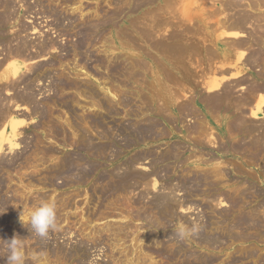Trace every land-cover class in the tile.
<instances>
[{
    "label": "bare ground",
    "instance_id": "obj_1",
    "mask_svg": "<svg viewBox=\"0 0 264 264\" xmlns=\"http://www.w3.org/2000/svg\"><path fill=\"white\" fill-rule=\"evenodd\" d=\"M31 1L0 0V213H2L0 215V264H7V249L4 240H9L8 238L14 236H18L22 242L34 239L39 247L37 250L34 248L24 250L25 258L27 256L37 258L34 254L38 252L42 255L46 253V256L52 259L61 258L66 260L80 255V252L84 250L82 240L79 242V248L75 246L70 251H65L61 246L50 248L46 245L44 238L36 236L24 224L20 227L19 232L14 229V231H10L9 223L20 220L22 210L26 213L30 206L36 207V201L25 196L20 187L13 188L15 182L13 177L18 180L22 189L28 194L32 192L33 187H76L91 180L95 184L92 195L104 197V195L98 193V190L102 192V189L106 192V195L113 197L133 194L137 197L135 201L133 200L134 203L139 205L144 202L145 196L141 192L136 193V191L141 187L145 192H148L146 189H149L151 181H154L153 186L157 187L160 172H157L155 166L169 159H174L176 163H184L180 151L185 150L186 145L182 142L170 147V157L165 158L153 153L143 155V152H138L125 160L124 152L128 148L140 145L143 141L149 140L152 142L165 137L166 132L162 127L163 125H169L173 135L176 134V127L180 126L181 129L193 136V141L189 140L190 145L198 148L199 151L207 150L210 160H216L215 158L218 155L230 154L236 157L241 155L242 159L249 156L250 160L264 163V0H204L203 3H198V13H193L194 9H192V6L196 3L195 0H162L163 4L161 5H156L157 0H135L132 5L134 9L140 5L151 7L150 10H145L147 14L144 11L146 17H144L143 22L133 21L134 23H130L131 25L127 31L123 32V37L126 38L127 45L132 48L136 47L135 49L138 48L136 45L140 43H146L149 46L154 44V48H157L156 50L160 55V60L149 57L152 59V63L149 64L143 58L142 53L132 52L127 56L128 63L125 66L121 63L119 57L115 55L116 52L109 50V53H105L104 59H98L93 50L98 39L106 33V29L113 28V26L117 27L114 24V20L118 19V17H115L117 13H104V16L98 13L95 17L90 15L85 17V14L82 13V11H85V7L82 8L81 5L73 7L77 0H34V4L44 14L50 13V16L54 17L57 27L62 26L65 21L68 22V27L72 29L75 40L70 47L65 48L60 45L58 40L50 37L41 41L30 38V31L35 27L29 25L24 19L27 14L29 15L34 11ZM207 4L210 5L208 10ZM178 5L182 8L180 15L184 19H192V16L196 15L200 19L199 22H203L209 10L212 11V15L213 12H220L219 15L224 16L223 21L219 20L216 25L223 28V31H226L230 36L225 37L228 41L224 43L226 45H223L224 48L221 54H217L215 50L210 49L211 46L207 48V37H204L203 31L199 32L200 29L194 33L185 29L176 32L173 29L174 33L171 34L164 33L165 31H162L164 34L161 33V30H164L163 28H166L165 26L169 24L168 14L173 15V11L177 7L179 8ZM71 7L74 11L70 13L66 8ZM76 10H82L79 11L81 14L77 15ZM101 12L103 11L101 10ZM211 13L209 14L211 15ZM158 18L159 20H157ZM176 18L178 17L176 16ZM182 18H180V21H182ZM196 25L201 27L198 24ZM186 28L188 29V27ZM131 30L138 35L139 42L131 35ZM218 30L216 29L217 32ZM51 50L52 53L58 52L60 57L52 55L47 60L43 59ZM200 50L205 52L204 56L207 62V65L203 68V60L200 61L203 64L199 67L204 69V74H206V70L210 74L211 72L213 74L229 73L230 70L224 67L209 66V62L214 61L215 63L216 60L220 59L219 56H222L226 64L230 63L232 56L238 55L237 57L241 61V66L232 84H220V81L216 78L211 81L209 86L212 89H217V94L208 95L209 97L204 95L207 98L201 103L202 111L196 106V103L201 99L198 101L193 96H186L185 93L182 96L179 93L183 89L181 90L178 87L173 90L170 87L173 85L167 86V82H173L174 85L175 83L179 85L182 83L183 85V82H180V76L172 71L185 67V59L188 60L195 54H201ZM72 56L73 58H71ZM191 60L187 62L189 64L185 67L187 70H189ZM219 62H222V60ZM194 65L197 66V64ZM159 66L162 69L167 66L166 69H168L162 71L166 75L163 80L155 76L156 73L158 74L156 69ZM192 68L194 69L193 66ZM100 69L104 71L105 77L99 73L98 70ZM186 69H182L183 72ZM141 70L142 76L139 75ZM149 71L154 73L152 76L160 80L154 86V83L151 82L153 84L149 89L150 94L146 95V93L136 91L137 98L132 101L133 97L130 95L122 94L118 97L114 93L118 91L115 86L118 80L113 79L117 78V73H126L128 77L125 80L129 82L135 78L140 81V77L144 81ZM82 73H85L88 78H98L99 80L100 77L103 80L106 79V84H109L107 89L105 88L106 93L112 94L113 100L108 99L107 95L103 96L102 94L101 96L104 88L97 89L91 82L83 81L85 79L82 78ZM188 74L189 71L187 76ZM242 86L244 91H239L240 94L235 95L236 89ZM181 87L183 88V86ZM83 97L90 99L93 108H89V111H100L99 115H104L103 120L105 122L108 121V118L112 122L108 121L107 126H105L106 124L97 120V117L91 112L87 113L83 110L80 113L84 108L81 104ZM118 104L125 106L123 115L117 107ZM60 108L61 111L63 110V115L58 112ZM34 115H38L39 121L30 123L29 119ZM115 115L120 120L118 125L113 124ZM185 121H189L186 126L184 125ZM45 123H48L47 134L49 139L51 141L62 140L65 145L71 148L70 152L56 157L59 152L54 146L45 144L46 137L35 139L34 136L32 141L29 142L19 136L21 135V129L28 127L31 129L32 125L34 127H44L43 124L45 125ZM215 124L218 127H215ZM64 125L69 127L70 135L65 131ZM213 129L220 132V139L217 137L210 138L214 132ZM94 135L101 142L104 140L102 145L94 141L92 137ZM22 139L25 146L20 142L17 143ZM212 142L217 144L216 150L207 149L205 146ZM6 151H13V153L10 155L5 154ZM37 152L43 154V159L40 157L41 162H37V158H35L34 153ZM48 157H56V162L42 170L37 169V163L44 165ZM149 157H151L152 169L150 168L149 172L145 174H138L137 166ZM91 158L102 161L112 160V163L115 160L117 164L110 163L113 166L111 172H100V166ZM222 165L224 166L222 163H217L215 170L211 173L204 172L202 168H197L196 172L183 171L185 176L178 181L177 186L168 184L164 187V191L168 190V196L160 197L161 189L158 190L155 192L152 198L153 201L150 202L148 208L155 210L160 216L164 213L163 209L165 207L172 213L173 209L170 208L182 209L186 203L179 201L180 199H174L170 194L185 188L198 194L205 188L214 191L212 194L210 193L212 200L224 196L233 211L231 216L227 212L220 215L221 219L218 227L221 232L218 236L223 240V243L227 240L234 242L246 241L252 239L255 235L262 234L264 232V215H262L264 214V202L260 205L263 211H260V208H249L247 206L252 196L257 195L254 183L250 180V184L246 187V190H250V192L237 190L236 188H234V191L226 192L227 187L221 185V181L228 174ZM262 168L264 171V165ZM24 170L25 172H23ZM41 171L44 173L43 177ZM38 175L39 177H37ZM58 179L62 180L61 184L57 183ZM229 181H232V178ZM234 184L237 185V188L241 187V183ZM218 186L222 188V192H218L220 190ZM41 197L45 199L47 195ZM90 198H92L91 195ZM89 199L87 198V200ZM55 204L59 205L56 207L58 223L61 222L60 209L78 206L77 201L59 200ZM13 205L17 209H14V207L12 209ZM19 206H23L22 209H18ZM127 213L132 216L133 220L144 223L141 212L128 211ZM104 216H107V214ZM99 217H101V214ZM94 218L92 215L90 216L91 220ZM156 218L158 219L155 223L161 226L160 218ZM88 222L90 223V221ZM134 239H138V236ZM173 239L175 240L177 237L175 236ZM208 239L200 233L196 240L203 245L208 243ZM28 261L26 258L25 264H38L39 260L31 263Z\"/></svg>",
    "mask_w": 264,
    "mask_h": 264
},
{
    "label": "rangeland",
    "instance_id": "obj_2",
    "mask_svg": "<svg viewBox=\"0 0 264 264\" xmlns=\"http://www.w3.org/2000/svg\"><path fill=\"white\" fill-rule=\"evenodd\" d=\"M134 1L135 0H117V1L116 0H77V2L73 4V7H78L80 5H81L80 7L82 8L85 7V11L82 10L75 11L77 15H80L81 13L79 11H82V13L85 14V17H87L88 15L95 17L96 14L98 13L101 16H104V13L105 14L113 13V12L117 13L115 17H118V19L114 20V24H116L117 27L113 26V28H108L109 30L106 29L107 31L104 34V36L98 39L96 43V47L93 48L98 59H104L105 53H109L110 52L109 50H111L116 52L115 55L119 57V59L122 61L120 62L124 66L128 63L127 56L132 52L142 53L143 58L149 64L152 63L151 58L160 60V55L156 50L157 48H154L155 46L154 44L150 45L151 46L150 47L146 43H142V44L140 43L139 45H136L138 46V48L135 49L136 47L132 48L130 45H127L126 38L123 37V32H126L132 23L143 22L144 17H146L145 15L147 14L145 10L146 9L150 10L151 7V6L148 7L146 5H140L139 7L134 9L132 6ZM195 1L196 3L192 6V9H194L193 13H198L199 11L198 6L200 3H203L204 0H200V1L195 0ZM55 3H57V1H55ZM31 4L34 8L33 13H29V15L27 14V17L25 19L23 18L29 25H33V27H35L30 31L29 34L30 38L36 41H41L47 37H50L55 40H58V42L62 47L65 48L70 47L75 39L73 38L74 33L72 32V29L68 27V22L65 21L64 23H62V26L57 27L55 25L54 17L50 16V13L44 14L40 10V8L34 4V0L31 1ZM161 4H163V1L157 0L156 5H161ZM178 6L179 8L177 7L173 11V15H170L171 13L168 14L169 16L167 17H169V24L168 26H165L166 28H163L164 30H161V33L171 34L174 33V31L176 32L184 29L190 30L191 33H194L199 31L198 29H200L199 32L203 31L205 35L204 37H207V43L209 44L206 45L207 48H210L211 46L210 49L215 50L217 54H221V51L224 48L223 45H226L224 43L228 41L226 38L230 36L228 33H226V31H223L224 30L223 28H219L216 25L219 20L223 21L224 16L223 15L221 16V14L219 15L220 12L218 13L213 12L212 15L211 13L212 11L209 10L206 19L203 22L202 21L199 22L200 19L196 15L192 16V19L190 18L184 19V17L180 15L181 13L180 11L182 10V8L180 7V5ZM208 6L210 7V5L207 4V10L209 8ZM99 7L103 12H101ZM120 7L121 9H119ZM66 10L70 13L74 11L72 7L66 8ZM144 11L146 12V14ZM209 13H211V15ZM176 16L178 18H176ZM180 18H182L181 19L182 21H180ZM157 20H159V18ZM183 21L184 23H182ZM208 23H210L211 26L208 25ZM184 24L185 26H183ZM196 24H198V26L201 27H197ZM186 27H188V29ZM173 29L175 30L173 31ZM216 29L217 30L219 29L218 32L216 31ZM162 31L165 32L163 33ZM130 32L131 35L134 36V39H136L139 42L140 38L138 37V35H136V33H134L132 30ZM161 33L159 34L161 35ZM218 43L220 44L219 46ZM200 52L201 54L199 55L195 54L193 55L192 58L188 59L189 61L192 59L191 62H189L190 63L189 70L185 68L186 65L189 66V64H187L188 60L185 59L184 62L186 65L184 64L185 67H182V69H186L184 72L181 68L172 71L173 73L180 76L181 78L180 82L182 81L183 85L180 82L179 83L181 85L176 83L174 85L173 82H167L168 85L167 84L166 85L168 87L170 86V84L173 85L170 86L173 90H176V88L178 87H180L181 90L183 89L179 93L182 96H184L185 93L187 94L186 96L189 95L193 96L194 98L198 99V101L201 99L198 103H196V106L202 111L201 103L204 102L203 100L209 96L217 94V89H212L209 86L211 81L216 78L217 80L220 81L219 82L220 84H225V83L232 84V82H234L233 81L234 78H236L237 76L239 67L241 66L240 63L241 61H239L237 55V56H232V60L229 61L230 63L226 64V61L222 59V56H219L220 59L216 60L217 62L215 61V63L214 61H210V62L208 61L209 66L218 67V68L224 67L230 70L229 73L213 74L211 72L210 74V72L206 70V74H204L205 72L203 68L205 67V65H207V62L205 61V56H204L205 52L201 50ZM148 53L150 56L148 55ZM52 55L60 57V54L58 52L52 53L51 50V52L47 54V56H44L43 59L47 60ZM194 57L196 58V60ZM71 58H73V56ZM221 60L222 62H219ZM200 61H202L204 64ZM194 64H197V66L195 67ZM202 64H203V68L199 67L202 66ZM192 66L194 67V69L192 68ZM166 68L167 66H165V68L163 67V69L160 68L159 66V68L156 69V72H158V74L157 73L155 74L156 78L158 77L160 80L162 78L163 80L166 75L162 71H164V69L168 70ZM98 71L101 75H104L105 77V73L102 69ZM188 71L189 74L187 76ZM142 74L143 73L141 70L139 72V75L142 76ZM153 74L154 73H152V71L151 72L149 71L148 74L145 76L146 80L144 79L143 81L141 80L142 77H140L141 78L140 81L139 79L135 78L136 80L131 79L129 82L125 80L128 77L126 76V73L124 74L122 72L117 73L116 74L117 78H113L110 75L113 79L118 80L117 83H115V86L117 87L118 91L116 92L112 91V92L118 95V97L122 94L130 95L133 97L132 101H135L137 98L136 91H139L140 93L143 94L146 93V95H148L150 94L149 89H151L152 84L154 83L153 84L154 86L156 83H158L159 79H156L155 76H152ZM81 76L82 78L85 79L83 81L91 82L95 86V88L97 89L104 88V91H102L103 93L101 92V96L102 94L103 96L107 95L108 99L113 100L112 94L106 93V89L109 86V84H106V79L103 80L100 77L99 80L98 78L96 79L88 78V76L85 73H82ZM151 82L153 83L151 84ZM181 86H183V88ZM238 88L240 90L235 88L236 89V92H234L235 95H239L240 94L239 91L240 92L244 91V89H242L243 86ZM185 89L191 91H186ZM47 93L48 92L46 91V94ZM204 95L207 97H205ZM81 104L82 106H84V108L80 111V113H82L83 110H85L87 113L91 112L89 111V108H93V106H91L90 104V99L83 97L81 100ZM117 107L120 113L123 115L125 111L124 110L125 106L122 104L121 105L118 104ZM60 111L61 108L58 110V112L59 114H62L63 110L61 112ZM91 114L95 115L97 117V120H100L102 121V123H105L106 124L105 126H107L108 121L112 122V120L108 117H107L108 121L105 122L103 120L104 115H99L100 111H92ZM37 116L38 115H34V117L31 118L29 117L31 119V120L29 119V122L30 123L38 122L39 118ZM119 123L120 120L115 115L113 124L118 125ZM47 124L46 123L45 125L43 124L44 127L41 126L44 129H42L41 127H34V125L31 126L32 127L31 129H29V127L21 129L20 130L21 135L19 136L25 138V140L29 142L32 141L34 136L35 139L38 137L39 138L46 137L45 144L52 145L58 150L59 154L56 157L63 156L64 154H66V152H70L71 148H69L68 145H65L62 140L51 141L49 139V136L47 134L48 133ZM188 124L189 121H185L184 125L186 126ZM65 126L66 125H64L65 131L67 132V134L69 133L70 135L71 131L69 127L68 126L65 127ZM214 126L218 127L217 124H215ZM162 127H164L166 132L165 137L161 139H157L152 142L149 140L143 141V143H141L140 145H134L133 147L128 148L126 152H124L125 160L126 158L132 155L134 156L135 153L138 152H143V155L153 153L154 155L164 156L165 158L170 157L169 156L171 153L170 147L172 145H176L177 143L182 142L184 145H186V149L180 151V156L183 159L184 163H179V162L176 163L174 159H169L160 162L157 166H155L154 168L157 170V172H160L159 178L157 179V187L153 186L154 181H151V185H149V189H146L148 192H145L143 188L140 187L141 189L139 188L136 191V193L141 192L145 196V200L143 203L139 205H136L134 203L137 197L134 196L133 194L130 196L120 195L113 197L106 195V192L102 189V192L101 190H98V193L100 195H104V197L92 195V190L93 188H95V184L91 180L86 181L80 185L76 184L77 185L76 187H71V186H62V187L58 186L52 188L49 186L48 187L38 186L37 188L33 187L32 192L28 194L27 192H25L24 189H22L18 180L13 177L15 181V182L13 181L14 182L13 188L20 187L21 192L25 196H28L31 198V200L36 201L35 206H38L39 204L46 201L58 202L60 200V201H68V202L69 201L78 202V206L76 207H71L68 209L67 208L60 209L61 222L58 223L59 229L57 231L50 232L49 235L46 238H44L46 241L44 242L50 248L61 246L65 251H70L75 246L79 248L80 247L79 242L82 240V242H84L83 244L84 250L80 252V255L74 258H68L66 260L60 258L61 259L60 260V259L50 258L46 256L47 255L46 253L42 255V253L35 252L34 255H36L38 259L37 258L32 259L34 257L27 256L26 258L27 260H29L28 261L29 263L39 260L38 264H48L49 261H50L49 264H55V263L56 264H60V263L61 264H264V232L258 236L255 235L252 239H248L246 241H240V242L227 240L226 242L223 243V240L219 238L218 235L220 234L219 232H221V229L218 227V223L220 222L221 219L220 215L227 212L231 216V213L233 214V211L230 208V203L226 198H224V196H219L217 199L212 200L211 194L212 192H214L212 190L203 188V190L198 194H195V192H193L188 188H185L183 190L179 189L178 191H175L173 194L170 195L174 199L177 200L180 199L179 201H183L184 203H186V205L182 209L170 208L173 209L172 213L169 212L165 207L163 209L164 213L160 216L155 210L148 208L150 206V202L153 201L152 198L155 195V192H157L158 190L161 189L160 197L161 196L165 197V195L168 196L167 193L168 190L164 191V187H166L168 184H171L172 186H177L178 181L182 180L184 178L183 176H185V174H183V171L196 172L197 168H202L204 172L211 173L215 170L216 168L215 165H217V163H222L224 164V166L222 165V167L226 169V172L228 174V176L224 177L223 180L221 181L222 182L221 185H225V187H227L225 189L226 192L234 191V188H236L237 190L250 192V190H246L247 189L246 187L250 184L249 182L251 180L254 183V187L256 189L257 195L254 194L252 196L251 200L247 203V206L249 208L259 209L260 205L264 202V174H263L264 171L262 168L264 163L257 160H250L249 156L242 159L241 155L236 157V156H231L230 154H225L224 156L218 155L215 158L216 160H210V155L207 150L199 151L198 148L190 145L189 140L193 141V136L185 132L184 129H181L180 126L176 127L175 135L171 134L169 125L167 126L163 125ZM213 131L214 132L210 138L217 137L218 139H220L221 138L220 132L216 131L215 129H213ZM34 134H36L37 136ZM92 137L97 144H101V145L103 144L104 140L101 142L96 138L95 135ZM19 142L22 143L23 146H25L23 139L17 141L18 144ZM205 146L207 147V149L209 148L212 150H216L217 148V144L215 142H212L211 144L208 143ZM13 151L12 152L6 151L5 154L10 155L13 153ZM34 154L33 157L35 156V158H37L36 159L37 162H41L40 157L41 159H43L42 158L43 154H41V152H37ZM56 157L54 158L48 157V159L45 160L46 163L44 165H40L41 163H37L38 165L37 169L42 170L44 168L49 167L52 163L56 162L55 160ZM91 160L98 163V165L100 166V172H106V171L111 172V170L113 169L112 168L113 166L110 165V163H112V160L102 161L96 158H91ZM194 160L196 161L192 162ZM112 164H117V161L114 160ZM196 165L199 166L197 167ZM150 168L152 169L151 157L145 159L142 162V164H139L137 166V170H138L137 173L145 174L149 172ZM23 172H25V170ZM41 173L43 177L44 173L42 171ZM166 174H168L167 177H165ZM37 177H39V175ZM230 178H232V181H229ZM61 181L62 180L58 179L57 183L61 184ZM234 183H241V187L237 188V185ZM218 189H220L218 190V192H222L221 191L222 188L220 186H218ZM203 193H207V194H203ZM43 195H47V197L45 199H42L41 196ZM90 195L92 198L89 199ZM87 198L89 200H87ZM37 203L38 205H36ZM55 205L56 207L59 206L58 204ZM13 207L14 209H17L16 206L13 205L12 209ZM21 207L23 206H19L18 209H22ZM32 207L34 206H30V209L28 208L29 210H27L25 214H27L32 209ZM128 211L129 212L134 211V213L141 212L144 217L143 220L144 223H141V221L133 220L132 216L129 213H127ZM260 211H263V208H260ZM100 214L101 217H99ZM106 214L107 216H104ZM0 215H2V213H0ZM91 215L92 217H95L93 220L90 219ZM156 217L160 218L161 226L155 223V221L158 219ZM179 219L181 220L179 221ZM88 221H90V223ZM178 222H182L183 224L188 226L195 224L198 228V234L185 241H180L178 238L174 240L173 238L175 237V235L173 236L174 234L173 229ZM92 225L97 227V229H95V227H93ZM21 226L22 223L20 222V220L18 221L14 220L8 225L10 231L14 229L16 232H19L21 230L20 228ZM63 230L65 233L63 232ZM0 232H1V228H0ZM200 233H202L205 237L209 238L207 240L209 244L205 243L201 245L200 242L196 240L198 239V235ZM137 236L138 239H134ZM3 243L4 241L2 242V244ZM23 244L25 251L33 248L37 250L39 248L36 245L34 239L28 242L24 241ZM40 256L44 257L45 261L44 258ZM62 261H64L65 263L64 262L62 263Z\"/></svg>",
    "mask_w": 264,
    "mask_h": 264
},
{
    "label": "clouds",
    "instance_id": "obj_3",
    "mask_svg": "<svg viewBox=\"0 0 264 264\" xmlns=\"http://www.w3.org/2000/svg\"><path fill=\"white\" fill-rule=\"evenodd\" d=\"M19 219L32 233L41 238H46L50 232L59 229L56 205L52 201L39 204L27 214L22 210ZM173 233L180 241H185L197 235L198 228L195 224L188 226L178 222L174 226ZM4 241L7 249V264H25L24 244L18 236Z\"/></svg>",
    "mask_w": 264,
    "mask_h": 264
}]
</instances>
